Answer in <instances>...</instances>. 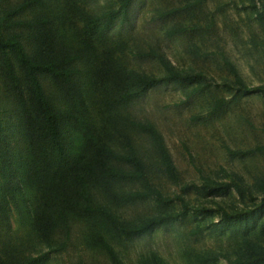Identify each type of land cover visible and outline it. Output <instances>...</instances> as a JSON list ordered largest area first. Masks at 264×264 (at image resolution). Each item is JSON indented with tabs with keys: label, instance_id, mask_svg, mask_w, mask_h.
I'll list each match as a JSON object with an SVG mask.
<instances>
[{
	"label": "trees",
	"instance_id": "obj_1",
	"mask_svg": "<svg viewBox=\"0 0 264 264\" xmlns=\"http://www.w3.org/2000/svg\"><path fill=\"white\" fill-rule=\"evenodd\" d=\"M56 1L59 14L49 10L48 0H0V219L9 221L11 203L20 223L29 228L21 244L47 248L29 258L14 248L8 259L0 254V264H51L52 253L70 244L76 224L81 225L83 244L107 254L112 264H123L116 244L159 228L194 224L187 236L211 228L200 218L209 207L193 203L191 192L215 197L239 185L204 174L200 183H181L159 129L130 109L155 86L190 83L201 74L174 71L155 47L140 48L138 54L160 60L168 71L164 76L136 72L115 56V49L106 45V33L121 12L128 18L135 0H119L118 9L102 13L88 0ZM192 6L188 2L165 13L192 12ZM27 11L30 18L23 17ZM258 14L263 20L264 12ZM199 28L181 23L167 35ZM262 90L246 87L245 93ZM226 103V98L217 99L213 109L220 111ZM137 134L147 139L146 147ZM252 151L264 153V146ZM160 174L180 185V192L160 188L155 182ZM144 204L159 212L125 216L124 210ZM252 213L222 207V224L213 226L224 231ZM186 254L193 264L217 259ZM228 262L264 264V249L251 246ZM136 264L165 262L153 252Z\"/></svg>",
	"mask_w": 264,
	"mask_h": 264
},
{
	"label": "rangeland",
	"instance_id": "obj_2",
	"mask_svg": "<svg viewBox=\"0 0 264 264\" xmlns=\"http://www.w3.org/2000/svg\"><path fill=\"white\" fill-rule=\"evenodd\" d=\"M48 1L53 14L62 12L56 0ZM188 2L193 4L192 12L165 13ZM88 3L98 13L120 7L119 0ZM259 12H264V0H135L128 18L121 12L117 23L108 29L106 45L115 49V56L125 67L127 62L129 69L155 76L168 73L157 58L138 54L140 48L155 47L174 71L201 74L190 83L155 86L130 107L137 118L152 121L159 129L181 183H200L204 174L239 185V189L233 187L215 197L197 196L193 190L192 202L210 209L200 214L201 224L211 228L196 236L186 235L194 224L159 228L116 244L123 264H136L153 252L165 264H193L186 259L189 251L216 257L212 264H229V259L251 246L264 249V153L252 151L264 146V90L245 93L246 87H264V19L259 18ZM23 17L30 18L31 13L27 11ZM181 23L200 28L167 35ZM220 98H226L227 103L215 111ZM136 138L145 147L149 144L143 135ZM155 182L166 193L180 192V185L161 174ZM8 204L9 221L0 219L1 256L8 259L14 248L27 258L46 251L40 246L32 250L27 241L21 244L29 228L20 223L16 209ZM222 207L231 213H253L243 223L222 231L213 226L222 224ZM157 212L153 204L124 210L125 216ZM80 230L81 225L76 224L70 244L52 253L51 264H112L107 254L83 244Z\"/></svg>",
	"mask_w": 264,
	"mask_h": 264
}]
</instances>
